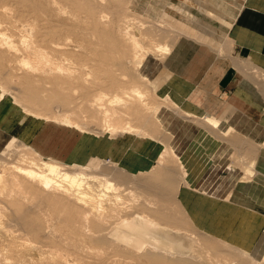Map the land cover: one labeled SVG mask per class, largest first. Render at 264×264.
Listing matches in <instances>:
<instances>
[{
	"label": "bare ground",
	"instance_id": "1",
	"mask_svg": "<svg viewBox=\"0 0 264 264\" xmlns=\"http://www.w3.org/2000/svg\"><path fill=\"white\" fill-rule=\"evenodd\" d=\"M249 3L0 0V264H264V69L231 36ZM18 117L97 149L63 158ZM126 139L128 168L106 157Z\"/></svg>",
	"mask_w": 264,
	"mask_h": 264
},
{
	"label": "crops",
	"instance_id": "2",
	"mask_svg": "<svg viewBox=\"0 0 264 264\" xmlns=\"http://www.w3.org/2000/svg\"><path fill=\"white\" fill-rule=\"evenodd\" d=\"M232 34L237 42V50L241 55L245 58H250L259 62L264 68V0H250L249 5L243 10L241 16L237 19ZM234 76L235 75L228 70L221 79L220 84H217V88L221 87L222 90H229L230 92L234 83L237 81ZM17 126L18 125H16V127ZM24 133L28 135V141L31 144L38 141L41 142L39 139L44 135L41 127L35 126L32 122L25 127V130L21 135ZM21 135H18V137ZM64 135L65 134L60 131L56 135L53 129H47L46 141H51L49 142L51 145L54 141H57L59 143L57 148H59L60 154L62 153L63 158L65 157L63 156L64 151H66L63 149L64 146L68 149L66 154L68 153L71 160H81V157L83 156L87 158L91 155V152L94 149H97L94 144L91 145L84 138L74 137V139H71L69 134L66 135L67 137ZM79 139L83 140L77 141ZM67 143H69V145H67ZM106 153L104 155H106ZM110 154L111 155L106 157L109 158V156H112V158L114 157L117 161L123 162L126 168H128V161L132 160V141L129 139L117 141L116 146ZM192 167L195 166L192 165ZM190 206L191 205L188 207ZM262 228L261 225L259 228L260 231H262ZM255 238H258V235H256Z\"/></svg>",
	"mask_w": 264,
	"mask_h": 264
},
{
	"label": "rangeland",
	"instance_id": "3",
	"mask_svg": "<svg viewBox=\"0 0 264 264\" xmlns=\"http://www.w3.org/2000/svg\"><path fill=\"white\" fill-rule=\"evenodd\" d=\"M243 12V11H242ZM242 12H241V14H242ZM241 14H240V16H241ZM239 16V17H240ZM238 17V18H239ZM233 28H234V26H233ZM233 28H232V31H231V36H232V38H234L233 37V34H232V32H233ZM235 39V38H234ZM236 41V40H235ZM236 45H237V42H236ZM236 52H238L240 55V57H242V58H245V57H243L242 55H241V53L236 49ZM236 52H234V53H236ZM246 59V58H245ZM252 60V59H251ZM253 61V63L254 64H256L257 66H260L261 68H263L261 65H260V63L259 62H256V61H254V60H252ZM264 69V68H263ZM231 71L235 76V78H236V80L238 81V80H240V76L239 75H237L236 74V72H235V70L234 69H232L231 67L229 68L228 67V69H227V71ZM236 81V82H237ZM213 92H214V90H213ZM223 93H230L229 92V90H225ZM1 105H3L1 108H0V112L2 113V115H4V113H6V112H9V110L11 109V104H9V102H4V103H2ZM17 108L14 110V112L12 113V115H11V121L13 122V119L17 116V114L18 113H21V111L20 112H17ZM1 115V116H2ZM19 118V117H18ZM29 117H20L19 118V120H18V126L16 127V132H15V134H16V136H18V135H21L22 134V132L25 130V127L29 124V123H31L32 122V120L29 118ZM1 120V119H0ZM22 123V124H21ZM1 124V123H0ZM21 125V126H20ZM24 125V126H23ZM26 125V126H25ZM51 127H53V125L52 126H49L47 129H52ZM24 129V130H23ZM56 133V135L59 133L58 131L57 132H55ZM44 134V133H43ZM46 134H47V131H46ZM46 134H44L42 137H41V143H43V144H45L46 145V147H47V145H48V147H47V149H51V148H53V146L54 145H56L58 142L57 141H54L53 143H52V145L49 143V142H51V141H46L47 140V138H46ZM59 144V143H58Z\"/></svg>",
	"mask_w": 264,
	"mask_h": 264
}]
</instances>
